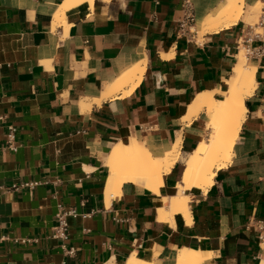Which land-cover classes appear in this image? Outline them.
Segmentation results:
<instances>
[{
  "label": "crops",
  "instance_id": "1",
  "mask_svg": "<svg viewBox=\"0 0 264 264\" xmlns=\"http://www.w3.org/2000/svg\"><path fill=\"white\" fill-rule=\"evenodd\" d=\"M63 1L0 0V264H128L133 253L175 264L180 248L208 257L199 264H263L253 226L264 219L261 60H247L257 87L230 161L206 190H187L191 222L158 214L183 159L161 195L125 182L106 197V158L121 140L163 155L181 139L184 158L208 137L207 109L190 116L191 106L201 94L225 99L242 44L264 34L251 24L257 0H245L229 27L207 32L199 21L226 0H94L57 22ZM186 5L195 23L181 34ZM135 62L145 65L137 86L104 97ZM71 206L78 215L63 241L53 229Z\"/></svg>",
  "mask_w": 264,
  "mask_h": 264
},
{
  "label": "bare ground",
  "instance_id": "2",
  "mask_svg": "<svg viewBox=\"0 0 264 264\" xmlns=\"http://www.w3.org/2000/svg\"><path fill=\"white\" fill-rule=\"evenodd\" d=\"M244 2L245 0H226L215 15L199 21L201 31L229 27L238 21L243 14ZM83 3L93 6L94 0H64L60 4V11L55 16L56 21L62 22L68 10ZM261 3L257 0L254 5L255 16L251 22L252 25H256L260 20ZM247 60L244 51L241 50L234 75L227 80L229 88L225 99L215 100L212 96L201 94L191 106L190 116L197 114L203 108L207 109L210 117L207 124L210 133L207 138L200 139L199 145L188 157L182 156L181 139L170 149H166L163 155L154 154L136 138L127 142L121 140L113 146L106 158L110 169L106 185L107 199L110 200L119 192L125 182H135L161 195V191L166 187L165 176L180 159H184L185 169L182 179L170 197H162L163 203L158 208V214L160 219L168 217L174 219L176 215H182L191 222L187 190L194 187L206 190L211 185L217 170L228 164L247 111L246 97L251 95L257 87V67L248 64ZM144 66L140 62H135L129 68L119 72L106 84L104 97L116 95L127 86H130V89L125 94L130 93L141 81ZM206 259L208 257L205 258L201 251L191 248H180L174 257L175 264H199ZM128 264L152 263L140 259L136 253H133Z\"/></svg>",
  "mask_w": 264,
  "mask_h": 264
},
{
  "label": "built area",
  "instance_id": "3",
  "mask_svg": "<svg viewBox=\"0 0 264 264\" xmlns=\"http://www.w3.org/2000/svg\"><path fill=\"white\" fill-rule=\"evenodd\" d=\"M263 3L261 8V16L259 22L255 26H264V0H260ZM195 23V15L193 9L190 5L185 6V16L183 20L180 22L179 32L181 34H186L190 32L192 29V25ZM254 26H250V29H253ZM255 38L257 39V43L254 41L251 42V38H249L246 42H244L241 46V50L244 51L246 58L249 59H258L261 60V68H262V89H261V105L264 108V34L260 31L255 32ZM240 50V51H241ZM78 215V210L71 206L62 208V210L57 214V224L53 229V236L62 239L63 241H67L70 237L69 231V217H75ZM254 228L257 232L259 245L261 249L264 250V219L256 220L254 223Z\"/></svg>",
  "mask_w": 264,
  "mask_h": 264
},
{
  "label": "rangeland",
  "instance_id": "4",
  "mask_svg": "<svg viewBox=\"0 0 264 264\" xmlns=\"http://www.w3.org/2000/svg\"><path fill=\"white\" fill-rule=\"evenodd\" d=\"M262 6H263V3H261L260 14H261V8H262ZM125 142H127V141H125ZM189 154H190V153H189ZM189 154H187L184 158L188 157ZM183 161H184V159H183ZM184 163H185V161H184Z\"/></svg>",
  "mask_w": 264,
  "mask_h": 264
}]
</instances>
